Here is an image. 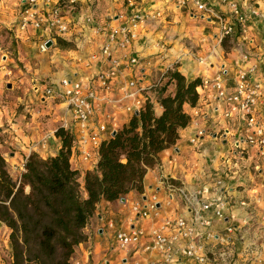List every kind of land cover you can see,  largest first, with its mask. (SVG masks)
I'll use <instances>...</instances> for the list:
<instances>
[{
  "label": "crops",
  "instance_id": "crops-1",
  "mask_svg": "<svg viewBox=\"0 0 264 264\" xmlns=\"http://www.w3.org/2000/svg\"><path fill=\"white\" fill-rule=\"evenodd\" d=\"M57 1L51 0V4ZM180 1L76 0L74 6L64 7L69 31L54 36L45 29L21 30L18 20L19 13L26 7L24 2L0 0V36L2 30H7L12 36L10 42L14 43V46L0 43V80L11 74L5 89L0 83V153L14 180L20 177L23 162L31 152L43 158L58 152L61 140L55 130L63 119L70 124L75 138L78 137V129L65 102L43 93V87L55 85L63 77L92 84L90 79L109 64L103 59L89 62L88 57L99 50L109 28L120 23L115 19L120 13L159 12L160 17L141 24L139 36L133 43L132 52L142 68L140 77L136 68L121 69L115 79L118 84L126 83L129 91H134L139 84L157 79L165 67L173 65L187 79L212 80L220 75L224 88L230 93L237 70L256 64L254 78L263 85L256 111L264 122V0L241 3L242 12L254 7L260 16L252 17L243 31L235 26V32L226 38V46L221 43L218 23L192 14L189 8L178 5ZM205 1L228 20L232 19L227 5L218 0ZM95 27L99 29L97 33L92 30ZM57 37L72 46H58ZM47 40L52 44L41 50ZM16 50L18 56H12ZM199 57L204 62L199 61ZM16 60L22 62L25 69L18 67ZM37 84L40 89L35 91L33 87ZM197 90V104L186 107L190 123L180 130L173 146L159 153V163L144 176L142 192L129 191L124 202L101 200L85 227L87 238L75 246L69 264H123L125 259H140L145 263L158 258L156 253H144L135 246L128 252L119 250L115 233L132 225L148 231L153 221L164 217L192 218L195 207H190L181 197L170 198L161 181L163 177L183 185L200 200L223 196L226 200L223 219L216 218L213 209L201 212L211 219L210 229L220 235L225 233L226 226L234 225L236 233L230 235V239L237 264H258L257 259L264 264V150L260 153L246 144L236 146L237 137L243 132V119L236 114L223 116L227 103L217 98L215 88L199 85ZM136 96L140 98L143 94ZM111 97H120L116 88ZM125 103H129V99L118 103L117 107L105 104L95 115L94 124L102 121L107 124L102 137H109L117 126L128 121L132 111L121 107ZM105 111L111 113L112 119L104 121ZM200 128L207 134L192 143L190 138ZM44 137L45 143L39 144ZM70 162L83 173L95 166L96 159H84L73 147ZM153 196L158 201V216L151 210L148 217L137 220L130 211L131 203L145 204ZM8 235L9 228L0 221V264H9L11 260ZM198 243L216 251L221 249L216 239L202 237ZM182 264L195 263L183 258Z\"/></svg>",
  "mask_w": 264,
  "mask_h": 264
},
{
  "label": "built area",
  "instance_id": "built-area-1",
  "mask_svg": "<svg viewBox=\"0 0 264 264\" xmlns=\"http://www.w3.org/2000/svg\"><path fill=\"white\" fill-rule=\"evenodd\" d=\"M218 1L220 4L228 6L232 19L228 20L205 0H181L178 5L182 8H189L192 14L200 16L204 20L218 23L221 39L234 33L235 26H239L243 31L252 17L260 16L254 7L242 12L240 5L244 0ZM21 2H24L26 6L19 13L18 25L21 30L28 28L45 29L54 36L64 35L69 31L64 7L74 6L76 0H58L53 5L51 0H21ZM158 17H160L159 12L153 14L138 12L132 15L120 13L116 15L115 19L120 23L109 28L99 50L88 57L89 62L103 59L109 64L104 71L90 79L92 84H84L79 80L63 77L57 84L43 87V93L61 99L67 105L79 133L77 138L73 134L72 148L76 147L84 159L97 160L98 147L103 139L108 138L101 136V132L106 130L107 124L103 121L98 122L97 125L94 124V117L98 111L103 110V105L111 104L117 107L118 103L129 99V103H125L121 107L127 111H132V113L137 112L144 103L146 96L162 82L166 72L172 68L173 65L165 67L157 79L146 84H139L134 91H129L126 83L118 84L115 80L121 69L136 68L140 77L142 68L139 59L132 52V46L139 36V26L154 21ZM92 30L94 33L99 31L96 27ZM46 47L43 43L40 48L45 50ZM190 48L193 49L191 46ZM247 56L245 55V57ZM199 61L204 62V59L199 57ZM255 71L256 64L238 69L235 86L230 93L224 88L220 75L212 80L202 79L200 85L215 88L217 98L227 103V108L223 112L224 117L236 114L243 119V132L237 137L236 146L246 144L257 148L262 153L264 150V122L258 116L256 106L262 96L263 85L254 78ZM115 88L120 93L118 98L111 97ZM33 89L39 90L40 85H34ZM137 93L143 94V96L139 98L136 96ZM104 115V121L112 119L111 113L105 111ZM61 126L70 129V124L64 119ZM205 134H207L205 129L200 128L190 138V141L195 143L198 138ZM45 141L44 137L39 144H44ZM24 162L22 170H24ZM161 181L170 198L181 197L190 207H195L193 216L190 219L182 216L164 217L160 221H153L148 231L138 225H132L126 230H117L115 239L119 250L128 252L131 246H135L137 250L139 249L144 253H156L158 255V258L149 259L145 263H142L140 259L131 261L125 259L123 264H182L183 258L189 259L195 264H237L230 239V235L236 233V227L228 225L224 234H216L210 229L211 219L201 214L202 211L213 209L214 216L223 219V207L226 204L224 197L218 195L200 200L197 194L189 192L183 185L172 182L168 177H163ZM157 202L155 196L145 204L134 201L130 205V211L137 220L148 217L151 210L154 211L155 216H158ZM202 237L216 239L221 245V249L216 251L206 244H199L198 240ZM145 238L147 240L144 242L143 239ZM257 263L262 264L259 259H257Z\"/></svg>",
  "mask_w": 264,
  "mask_h": 264
},
{
  "label": "trees",
  "instance_id": "trees-1",
  "mask_svg": "<svg viewBox=\"0 0 264 264\" xmlns=\"http://www.w3.org/2000/svg\"><path fill=\"white\" fill-rule=\"evenodd\" d=\"M226 38L221 39L225 46ZM56 43L72 46L60 37ZM201 82L169 69L137 112L101 141L95 166L83 173L70 162L73 133L61 125L55 130L61 140L58 152L47 158L31 152L16 180L0 153V221L9 228V264H69L101 200L142 192L159 153L173 146L190 123L186 107L197 104Z\"/></svg>",
  "mask_w": 264,
  "mask_h": 264
},
{
  "label": "rangeland",
  "instance_id": "rangeland-1",
  "mask_svg": "<svg viewBox=\"0 0 264 264\" xmlns=\"http://www.w3.org/2000/svg\"><path fill=\"white\" fill-rule=\"evenodd\" d=\"M1 34H2V36H0V43H10V46H14L13 45L14 43L10 42L12 40V36L9 33H7V30H2ZM10 49L12 50V48H10ZM12 56H18L17 50L14 51V54H12ZM16 63L18 64L17 65L18 67L20 66V68L25 69L23 67V63L22 62H19L18 60H16ZM10 76H11V74H7V75L3 76V78L0 80V83H1V86H2L3 89H5V87H6V83L5 82L6 81L10 82V80H9ZM81 181H82V178H81Z\"/></svg>",
  "mask_w": 264,
  "mask_h": 264
},
{
  "label": "water",
  "instance_id": "water-1",
  "mask_svg": "<svg viewBox=\"0 0 264 264\" xmlns=\"http://www.w3.org/2000/svg\"><path fill=\"white\" fill-rule=\"evenodd\" d=\"M51 44H52V41H51V40H47L46 43H45V45H46L47 47H49ZM9 86H10V84H8V87H9ZM112 134H114V131H113ZM120 201L124 202V201H125L124 197L120 198Z\"/></svg>",
  "mask_w": 264,
  "mask_h": 264
}]
</instances>
